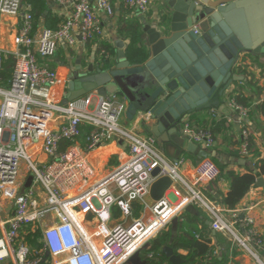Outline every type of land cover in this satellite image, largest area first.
<instances>
[{"label": "built area", "instance_id": "2783aa9c", "mask_svg": "<svg viewBox=\"0 0 264 264\" xmlns=\"http://www.w3.org/2000/svg\"><path fill=\"white\" fill-rule=\"evenodd\" d=\"M56 1L67 9V18L58 29L44 28L37 35L34 18L30 8L24 7V0H0V37L5 17L19 19L13 46H1L0 38V73L5 71L8 58L14 60L7 87L0 76V197L11 201L14 209L7 218L0 215V264H41L46 257L50 264H125L170 226L175 217L180 219L191 204L206 207L213 217V229L232 235L258 260L252 247L258 248L263 242L254 233L255 223L249 215L252 207L240 210L243 219L240 213L233 214L234 223L244 227V234L239 237L233 226L219 217L218 208L195 191L178 205L172 204L168 194L163 201L153 202L149 218L135 219L128 225L112 224L114 208L119 209L122 218H129L133 216L132 203L144 204L150 197L155 182L153 171L158 167L163 168L161 176L169 174L174 185L181 181L177 173L180 161L168 166L155 149L154 136L141 138L121 128L128 108L126 100L90 94L64 104L62 94L55 92L60 77L46 61L54 57L61 45L71 48L79 42L92 45L101 60L111 59L103 47L104 27L94 5L112 14L113 0ZM120 1L125 9L142 15L149 12L152 4V0ZM228 107L240 118V155L249 158L250 110L234 100ZM85 128L83 149L79 139ZM181 129L182 135L195 145L207 151L215 148L210 131L197 129L188 120ZM116 138L126 143L128 159L99 178L89 154ZM196 167V183H212L222 172L211 158L201 159ZM30 177L32 184L25 188ZM175 194L179 197L181 192ZM88 220L96 222L93 234L86 227ZM27 228L42 232L43 248L38 256L22 237Z\"/></svg>", "mask_w": 264, "mask_h": 264}, {"label": "water", "instance_id": "95a60500", "mask_svg": "<svg viewBox=\"0 0 264 264\" xmlns=\"http://www.w3.org/2000/svg\"><path fill=\"white\" fill-rule=\"evenodd\" d=\"M163 1L169 18L154 25L145 24L143 28L147 34L148 60L133 66L124 51V41H117L116 61L77 67L68 83L64 104L93 93L107 98V89L113 86L128 102L130 120L141 115V126L153 134L168 159L178 163L187 152L199 160L215 158L228 164L226 156L187 140L181 126L200 111L219 109L228 114L222 98L233 84L244 80L236 72V66L248 55L264 56V0ZM230 164L246 166L248 160L232 159ZM162 171L160 167L153 171L155 182L150 199L155 203L163 201L174 188L171 176H161ZM32 180V177L28 179L26 188ZM263 185L264 180L259 178L255 187ZM186 211L196 213L193 205L187 206ZM207 224L213 227L212 222ZM171 225L173 238H177L179 218L175 217ZM149 246L146 243L144 249ZM141 252L125 264H146ZM162 253L172 264L185 262L171 246H165Z\"/></svg>", "mask_w": 264, "mask_h": 264}, {"label": "crops", "instance_id": "0c3cea01", "mask_svg": "<svg viewBox=\"0 0 264 264\" xmlns=\"http://www.w3.org/2000/svg\"><path fill=\"white\" fill-rule=\"evenodd\" d=\"M48 10L49 12L46 13L44 17H42L36 28V34L40 35L41 31L44 28L49 29H58L65 19L67 18V9L65 6H61L57 3L56 0H47ZM166 3L163 0H152V4L150 7L149 12L146 15L138 14L132 11H129L124 8L120 0H113V13L108 14L104 10L100 9L97 4L94 5V11L96 16L99 17L102 25L104 27V35H105V43L111 46L116 54V57L113 61H116L118 57V49L116 47L117 41H124L125 48L127 46V41L123 39L121 35H119L118 29L121 24L124 23H134L137 22L141 24L142 29L144 28L145 24L154 25L157 24L158 21L162 19V14L165 12L169 18V12L166 10ZM4 25L1 30V46L6 45V47H12V42L7 41L6 44H3V36L2 31L6 30L8 26H11L12 33L14 34L15 27H17L19 23V19L13 17H5L4 18ZM49 19V21H48ZM145 34V33H144ZM14 38V37H12ZM147 39V34H145V42ZM11 43V46L9 47ZM146 45V44H145ZM5 47V48H6ZM147 47V46H146ZM124 48V51H125ZM96 52H94L92 45L89 47L83 43H78L74 47H67L64 44L59 47L57 52L55 53L54 57L47 60V65L55 70L59 77H60V85L56 87L55 92L62 94L63 99L65 100L67 96V86L71 79V77L75 74L77 67H88L92 63H96ZM244 65L249 73V78L242 74L239 70L241 65ZM236 72L238 75H242L244 77L243 81L236 82L232 85L231 91L228 92L226 97L222 98V103H224L229 109L228 114L222 113L219 109H209L205 111H200L199 113L188 117L186 120L189 121L192 117L196 119L193 121V125L197 129L202 128L205 124L209 126L218 123V121H222V125L219 126V131L215 134V148L213 152L217 153L218 155H224L227 157L229 163L228 165L235 168L236 170L239 167H234L230 164L232 159H235L230 154L234 152L240 151V143L242 138V128L240 126V118L238 113L233 111L228 107L229 102L232 100L233 96L241 95L246 98L248 101L246 102L249 105V108L253 111V115L251 116V156L249 158H244L248 160V164L246 167L251 169L250 166H253L252 169L256 170V164L264 161V56L262 55H255L251 56L248 55V60L244 61L242 59L239 64L236 66ZM108 97L110 98H117L118 100H125L123 97L115 92L113 86H109L107 89ZM97 94V93H93ZM127 111V110H126ZM141 115L137 116L134 120H130L128 116V111L122 117L120 122V126L123 129L132 131L139 137H147L153 136L148 130H146L140 124ZM84 136L79 139V146L85 149L86 146V132L87 129L85 128ZM253 147V148H252ZM155 149L159 153L164 160L173 167L175 163L172 159H168L163 152L162 145L157 141ZM218 149V151H217ZM240 153V152H239ZM129 150L127 149V145L121 139L116 138L114 141H111L105 144L103 147L97 149L96 151L89 154L90 160L97 170L98 177L103 178L105 175L110 174L118 167L120 164L124 163L128 159ZM189 153L184 152L181 156L179 169L177 170L178 175L182 178L181 181H178L169 192H168V199L172 202L173 205H178L182 198L189 197L195 191L200 196L203 197L205 201L214 205L218 208L219 217L222 220L230 225L233 226L236 234L241 237L244 234V227L243 224H235L233 221V214H239L240 210L245 206H251L249 215L254 220V233L256 234L257 238L263 242V245L260 247H252V250L258 256V260L245 248L237 244L232 235L225 233V232H216V235H213V227L210 226V234L209 236L204 233L202 237L197 236V238H212L213 242L218 244L217 242V234L221 233L226 238L228 242H231L232 245L229 248V257L230 263L233 264H264V185L258 186L256 188V184L248 194V196L243 200L241 205L236 208L235 210H229L222 204H219L218 201L219 197L215 194V190H213L211 183H196V165L192 160L184 159V156ZM194 156V155H193ZM240 158H243L242 156ZM46 159V158H45ZM114 160H117L116 165L113 163ZM111 165V168L109 166ZM113 165V166H112ZM169 171L171 170L170 167H167ZM25 178V176H23ZM264 180V176L259 177ZM257 183V182H256ZM27 184V183H26ZM26 188V185H25ZM220 189L223 192H226L228 189V185L224 182L220 183ZM181 192L179 197L176 196V192ZM215 199V200H214ZM7 212L3 218H7L10 214L13 213L12 206L13 203L7 202ZM153 201L148 197L143 204L144 214L141 216L140 219L149 218L151 216V205ZM196 209L195 214H199L198 208H203L204 211H207L213 219L212 215L208 211V209L202 205L198 204H191ZM6 207V206H5ZM186 212V209L185 211ZM241 215V213H240ZM82 219L81 216H79ZM133 218V216H132ZM124 218H115L112 221V224H120ZM135 220L134 218L131 219V223ZM212 222L213 221H207ZM124 224V223H121ZM125 224L127 222L125 221ZM124 224V225H125ZM171 230H172V225ZM173 237V235H172ZM174 239V238H173ZM219 246V245H218ZM222 247L219 246V250L221 252ZM182 254L186 255L187 252H183ZM221 256V254H218ZM182 258V257H181ZM169 261V260H168Z\"/></svg>", "mask_w": 264, "mask_h": 264}, {"label": "trees", "instance_id": "16d2710c", "mask_svg": "<svg viewBox=\"0 0 264 264\" xmlns=\"http://www.w3.org/2000/svg\"><path fill=\"white\" fill-rule=\"evenodd\" d=\"M23 5L24 7L27 6L30 8V12L34 18L35 28H37L39 20L49 12L47 0H24ZM162 15V20L166 21L168 19V15H166L165 12ZM118 32L119 35H121L123 39L127 41L125 53L127 54L131 64L133 66H140L141 64H144L148 60L149 53L147 52V47L145 45V34L140 22L121 24ZM88 46L90 47L91 45ZM103 47H105V49L112 55V58L109 60H101L98 51L95 54L96 63L108 64L116 57V54L113 48L108 44L105 43ZM247 60L248 56L244 58V61ZM13 65V58H8L5 63V71L0 73L5 87H7L9 81L12 79ZM246 69L247 68L243 64L239 67L240 72L249 78L250 75ZM232 100L248 108L250 110V115H253V111L251 110L252 108L250 107V109L249 105L246 103L248 101L246 98L241 95H237L233 96ZM195 119V117H192L189 119V122L193 124ZM222 124V121H218V123H214L210 126L205 124L199 129L210 131L215 138V134L219 131L218 128ZM193 126L195 127V125ZM239 152L240 151L238 150V152L231 153L230 155L235 159H238L241 157ZM251 152H253L252 149ZM184 159L192 160L195 165L200 162V160L192 154L185 155ZM211 159L218 167L221 168L222 171L220 177L210 184L213 190H215V194L219 197V200L216 201L229 210H235L241 205L243 200H245V198L251 192L259 177L264 176V161L256 164V170L248 169L242 166L236 170L235 168L229 166L228 164H224L215 158ZM222 182L228 185L226 192H223L220 189V183ZM132 207L133 218L140 219L144 214L145 206L141 202L135 201L132 203ZM197 209L199 214H192L187 211L182 214V217L179 219L177 238L173 239L171 226H167L163 231L155 236L150 241V246L142 250V260H146V264H163L164 261H168V259L162 253L163 249L165 246H171L175 253L180 255L182 259L185 260L184 264H231L229 248L231 247L232 243L228 242L223 234H217L218 244L214 243L212 238H197V236L202 237L204 233L209 236L211 228L210 225L207 224V221H213L207 211H204L203 208L197 207ZM114 217H121V212L118 208H114ZM22 237L25 238L27 244L31 247L34 254L38 256L41 249L43 248L41 242L42 232L38 231L34 233L32 232L31 228H27L22 233ZM218 245L222 247L221 252ZM183 252H187V254L184 255L182 254ZM219 253L221 256L218 255ZM149 255H153V257L150 258ZM50 261V258L46 257L41 264H50Z\"/></svg>", "mask_w": 264, "mask_h": 264}, {"label": "rangeland", "instance_id": "374dc122", "mask_svg": "<svg viewBox=\"0 0 264 264\" xmlns=\"http://www.w3.org/2000/svg\"><path fill=\"white\" fill-rule=\"evenodd\" d=\"M27 7V6H26ZM2 36H3V44H6L7 41H13V33H12V30H11V26H8L6 30L2 31ZM8 44V43H7ZM6 44V45H7ZM6 45H4V47H6ZM8 46V45H7ZM11 46V43L9 45V47ZM113 163H115L114 165H116L117 163V160H114ZM113 166V165H112ZM109 168H111V165L109 166ZM21 171H22V177L26 174V171H25V166L24 164L22 165V168H21ZM6 206V207H5ZM7 203L3 201V199L0 197V215L1 216H5V213L4 212H7ZM131 219H133L132 217H129V218H125L123 219L122 221H120L121 223H124L125 224V221L127 222V225L131 223ZM89 221V220H88ZM86 223V227L89 228V231L91 234L94 233V229L97 228L96 227V222H92V221H89ZM25 239V238H24Z\"/></svg>", "mask_w": 264, "mask_h": 264}, {"label": "bare ground", "instance_id": "6f19581e", "mask_svg": "<svg viewBox=\"0 0 264 264\" xmlns=\"http://www.w3.org/2000/svg\"><path fill=\"white\" fill-rule=\"evenodd\" d=\"M82 217V219H83V216H81Z\"/></svg>", "mask_w": 264, "mask_h": 264}]
</instances>
